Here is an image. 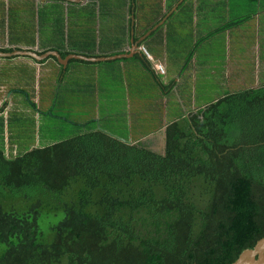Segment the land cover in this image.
Instances as JSON below:
<instances>
[{
  "label": "trees",
  "instance_id": "1",
  "mask_svg": "<svg viewBox=\"0 0 264 264\" xmlns=\"http://www.w3.org/2000/svg\"><path fill=\"white\" fill-rule=\"evenodd\" d=\"M263 237L264 81L175 119L165 154L92 128L0 147V264H233Z\"/></svg>",
  "mask_w": 264,
  "mask_h": 264
},
{
  "label": "rangeland",
  "instance_id": "2",
  "mask_svg": "<svg viewBox=\"0 0 264 264\" xmlns=\"http://www.w3.org/2000/svg\"><path fill=\"white\" fill-rule=\"evenodd\" d=\"M128 1L89 0L84 5L76 7L70 2L56 0L46 3L44 9V4L39 0H5L0 6V18L5 22V30L2 28L1 38L7 43L33 41L38 43L40 40L43 43L50 35L54 41L57 42L59 39L64 42L63 38H70V36L68 37V29H65L64 32L62 29L60 30L59 25L52 24L49 27L50 25L45 20L43 23H40V20L44 17L45 10L47 13L56 11L57 14L49 15L51 21L59 14L69 10L70 20L75 24L74 10L77 9L80 14L79 25L71 24L69 35L77 33L76 38L82 45H86L89 49L97 48L105 44L104 35L99 34L101 29L102 33L104 31L110 35L108 42H106L107 45L120 47L126 38L124 25L128 13L125 14L124 10L128 6ZM220 1L221 3L216 7L219 12L225 11L226 6H230L234 17L236 13L242 15L245 12L247 16L252 15V11L261 15L260 34H258V30H255L253 23H244L245 32L244 29L239 32V34L241 33L239 38L243 45L251 44L250 42L254 40L252 33L257 32L256 36L260 39L264 37V0H253V6L250 0ZM161 2V0L140 1L142 10L144 9L143 14L147 15L141 18V26L153 21L154 14L161 11ZM227 2L228 5H226ZM99 8H102L100 12H104V9L108 11L112 9L113 21L107 23L104 19L106 15L99 14ZM77 10L75 11L77 12ZM240 19L244 20V16L242 15ZM174 21L175 24L171 31L174 42H171L172 47L168 48L173 67L178 66L180 62L181 64L189 62V67L184 71L182 81L177 83L178 87L170 88L169 93L172 95L168 106L163 104L160 107L157 103L151 105L152 95H149L151 86L148 81L152 77L146 70L129 69L126 74L121 69L120 62L102 64L101 70L95 67H88L82 71L80 69L78 79L83 81V88L75 90L67 96H60V102L56 104L57 90L54 74L51 77L41 76L40 86L38 75L34 78L32 74L24 71L19 64L16 67L6 69L8 63L3 61V67L0 69V82L4 78H8L15 81L17 85H24L37 107L30 105L27 95L14 92L11 87L7 88V94L13 100L20 99L22 103L20 106L11 108L6 115L0 112L4 117L3 125L0 127V147H4L13 154L14 152H23L33 145H47L81 132L83 127L76 124L75 121L89 122L93 119L97 120V124L95 123L97 127L100 124L103 130L129 141L149 133L151 130H157L156 128L165 125L168 121L185 116L190 110L201 107L203 103L209 104L228 92L245 89L252 82L254 85H258L264 81V38L261 40V43L263 41L261 63L248 58L245 63L234 64L233 67L237 72L232 79H228V75L224 74L226 68L224 62L227 61L225 46H227L229 37L225 34H218L214 36L215 40H208L211 39L209 37L208 41L204 43L199 41L196 63L195 58L193 60L189 58L193 46L191 36L194 35V32L190 31V28L184 23H187V18L175 16ZM109 24L111 25L109 26ZM49 30L51 33L48 32ZM239 52H242V48ZM233 58L235 59V57ZM131 61L127 63H133ZM212 61H214L213 64H210ZM195 67L198 73L197 80L195 74L192 73ZM213 69L216 72H213ZM242 70H245V74L242 73ZM170 78L176 79L175 76ZM140 80H143L141 85L139 84ZM153 86L155 90L161 91L157 82L153 83ZM0 101V108H7L8 105L4 101L2 102V97ZM109 115L111 116L108 117ZM64 116H68L72 122L63 121L61 118ZM58 219H55L54 222H57ZM45 225L51 226V223L46 221Z\"/></svg>",
  "mask_w": 264,
  "mask_h": 264
},
{
  "label": "crops",
  "instance_id": "3",
  "mask_svg": "<svg viewBox=\"0 0 264 264\" xmlns=\"http://www.w3.org/2000/svg\"><path fill=\"white\" fill-rule=\"evenodd\" d=\"M52 1H56V0H39V2H42V4H44V9L46 8V3H50ZM62 1H66L68 3L70 2L76 7H79L84 5L86 1L89 0H62ZM140 1L141 0H129L127 8L124 10L125 14L128 13L127 21H125L126 24L124 25L126 31V38L124 44H122L120 47L107 45L106 42H108L110 35L108 32L103 31L102 33L100 29L99 34L104 35L105 44L103 46L100 45L97 48L89 49L88 47H86V45H82V43L76 38L77 33L73 35L72 34L69 35V29H71L70 26L71 24H73L70 20L71 16L69 15L68 12L69 10H67L66 13L64 11L61 15L59 14V16L53 19L52 21L51 19H49V15L57 14L56 11L54 13H52L51 11H50L51 13H47V11L45 10L43 13L44 17L41 18L40 23L41 22L43 23V21L45 20L50 25L49 26L47 24L49 27H51L52 24L59 25L60 30L62 29L64 32L65 29L66 30L68 29V37L70 36V38L64 39V42H61L58 39L56 42L49 35V38H46L45 42L43 43L41 40L38 43L35 41L27 42V43H19V42L7 43L4 42L1 38L0 40L3 47L13 49L10 52H16L17 50H24L27 52L35 53L40 57L30 54H24V55L14 54L6 57L3 56L0 57L1 58L0 69H2L3 67L2 65L3 61H6V64L8 63V65H6V69L16 67L17 64H19V66L22 67L24 71L32 74L34 78L37 75L39 76L40 86H41V78H42L41 76L51 77V75L54 74L56 90H57V98H56V104H57L58 102H60L61 99L60 96L63 95L67 96L71 92L73 93V91L83 88L84 86L83 81H79L78 79L80 69L82 71L88 67H92V68L95 67L98 70H101L102 64L120 62L119 65L126 74L128 73L129 69L140 68V70H146L152 77L151 80L148 81V83L151 86V89L149 90V95L150 94L152 95L151 105L157 103L160 107L163 104L164 106H168L167 104L172 95L171 93H169L170 88H173L174 86L178 87L177 83L182 81L183 79L182 75L184 71L189 67L188 66L189 62L187 64H183V63L181 64L180 62L178 63V66L173 67V61L172 58L170 57V53L168 50L169 47H172L171 42H174V37L172 39L171 31L175 24L174 21L175 16L176 17L182 16L184 18H187V23L186 22L184 23L187 25L188 28H190V31L194 32V35L191 36L193 46H192V50L190 51L189 58L191 60L195 58L194 61L196 63L198 60L196 54L198 51L197 50L198 46L200 44L199 41H202V43H204L208 40L211 41L215 40L214 36L218 34H225V36L229 37L227 41V46H225L226 48L225 55L227 61L224 62V65H226L224 74L228 75V79H232L233 75H235L237 72V70L233 67L234 64L240 62L245 63L248 58H251L257 63H261L262 49H263V41L261 43V40L264 37L260 39L256 36L257 32L255 34L252 33V38L254 40L250 42L251 43L250 45L249 44L243 45V42L239 38L241 35V33L239 34V32L242 31L243 29L244 32L246 30L245 28H243L244 23L247 24L253 23L255 25V30L256 31L258 30V34L261 33L262 17L259 13L255 14V11H252V15L249 14L247 16L245 12L244 14H242L244 16V20H243L240 19V17L242 16L240 14L239 16L236 13L235 17L232 15L231 12L232 9L230 6H226L225 8L226 12L224 10L220 11L221 13L217 11L218 9L216 7L218 6V4L221 3L220 0H161L162 1L160 6L161 11L154 14L155 18L153 19V21H151L149 24L145 23L141 26V18L147 15L143 14L144 9L142 10ZM3 2H5V0L4 1L0 0V6ZM250 2L253 6L254 5L253 0H250ZM226 5H228V2L226 3ZM101 9L99 8V14H102V16L106 15L104 19L107 23L112 22L114 19L113 17L114 13L111 12L112 9L110 11L104 9V12L102 11L100 12ZM75 10H74V14H75L74 16L76 20H75V24L73 25L78 26L80 14L78 13V10L77 12ZM3 22L4 20L3 19L1 20L0 18V37H2L1 36L2 28H4L5 30V25H4L5 22L4 23ZM234 22L235 25H233ZM110 25L111 24H109V26ZM225 25L227 26L232 25V26L223 30V27ZM74 29L76 30V28ZM48 32L51 33L50 30ZM209 37H211V39H208ZM231 37L233 38L231 39ZM144 47L151 55V58L149 60L153 66V69L155 70V73L161 78L167 89L163 90L161 88V86L156 81V78L147 69V67L142 62L141 58L139 59L134 58L136 55L144 56L143 55ZM239 47L242 48V52H239L240 51ZM236 48L239 49L234 50ZM233 57H235V59ZM130 61L133 63H127ZM213 62L214 61H212L210 64H213ZM155 64L164 65L166 68V74L160 75ZM206 68H204L205 71ZM212 71L216 72L215 69H213ZM192 73L195 74L194 76L195 79L197 80L198 73L196 67L192 71ZM242 73L245 74V70H242ZM170 75L175 76L176 79L173 80L172 78H170L172 77ZM155 82H157V84L161 88L160 92L158 90H155L153 86V83ZM139 84L140 85L143 84V80H140ZM8 87H11L14 92L27 95L29 97L28 101L30 102V105H33L35 108L37 107V104L33 102L32 98H30V93L28 92V90L24 85L22 84L17 85L15 81H11L8 78H4L2 82H0V100L2 97V102L3 101L7 102L9 100L10 103L8 102V106L6 109H4L3 114L6 115L11 108L16 107L17 105L20 106V104L22 103L20 99L13 100L11 96L7 94ZM205 105L206 103H203L201 107ZM201 107L192 109L190 110V112L197 111ZM110 116L111 115H109L108 117ZM61 119L65 122H72V120H70L68 116H64ZM173 121L166 122L165 125L156 128L157 130H151L149 131V133L143 134L129 141L128 139L125 141H128L133 144L144 142L148 144L150 148L155 152L160 154H165L167 147L166 129L168 128L169 123ZM75 122L76 124H79L80 126L83 127V130L81 132L85 131L87 128L103 130L100 124H98L99 125L98 127L95 125V123L97 124V120L95 121L94 119L89 122H77V121ZM92 123H94V126H92ZM104 131L109 133L106 130ZM77 134L68 136L67 138L64 139L56 140L47 145L61 142L66 139H70L76 136ZM113 136L115 138L122 139L115 135ZM47 145H42L38 147H44ZM32 147H35V145H33Z\"/></svg>",
  "mask_w": 264,
  "mask_h": 264
},
{
  "label": "water",
  "instance_id": "4",
  "mask_svg": "<svg viewBox=\"0 0 264 264\" xmlns=\"http://www.w3.org/2000/svg\"><path fill=\"white\" fill-rule=\"evenodd\" d=\"M14 54H20V55L30 54V55H36L37 57H40L35 53L27 52L24 50H17L16 52L0 51V57H3V56L6 57V56L14 55ZM125 56H128V55H125ZM233 264H264V237L261 238L257 242L254 248L246 249L245 251H243L241 255L239 256V258Z\"/></svg>",
  "mask_w": 264,
  "mask_h": 264
},
{
  "label": "built area",
  "instance_id": "5",
  "mask_svg": "<svg viewBox=\"0 0 264 264\" xmlns=\"http://www.w3.org/2000/svg\"><path fill=\"white\" fill-rule=\"evenodd\" d=\"M143 51L146 53V55H148L149 58H151V55L148 53V51L146 50V48H143ZM158 72L162 75L166 74V68L164 65L162 64H155Z\"/></svg>",
  "mask_w": 264,
  "mask_h": 264
},
{
  "label": "clouds",
  "instance_id": "6",
  "mask_svg": "<svg viewBox=\"0 0 264 264\" xmlns=\"http://www.w3.org/2000/svg\"><path fill=\"white\" fill-rule=\"evenodd\" d=\"M8 102H9V100L7 101V105H8ZM5 109H6V107H5Z\"/></svg>",
  "mask_w": 264,
  "mask_h": 264
}]
</instances>
